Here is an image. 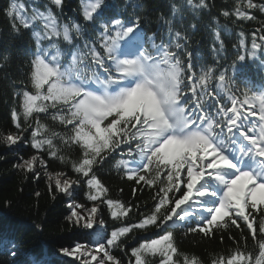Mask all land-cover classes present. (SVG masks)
I'll return each instance as SVG.
<instances>
[{
    "label": "snow or ice",
    "instance_id": "6c2138e0",
    "mask_svg": "<svg viewBox=\"0 0 264 264\" xmlns=\"http://www.w3.org/2000/svg\"><path fill=\"white\" fill-rule=\"evenodd\" d=\"M186 3L193 9L209 7L206 0ZM43 7L29 10L21 0H10L4 10L12 33L30 34L35 52L28 85L16 94L19 111L11 113L17 132L4 136L3 143H22L23 133L32 128L30 146L39 153L63 162V149L78 150L79 159L71 165L77 178L48 173L39 155L15 167L39 179V163L49 192L54 185L55 191L71 197L73 185L85 184L92 206L69 203L65 219L89 232L104 228L96 201L107 205L113 221L132 211L108 198L95 174L110 156L128 180L156 189L155 203L138 223L114 227L108 235L95 231L94 247L76 242L59 248L58 254L71 258L69 264H123L112 250L124 251L122 245L134 229L152 227L163 234L131 248L134 264H202L195 255L179 252L168 230L171 222L203 236L234 226L243 247L234 241V250L211 264H264V86L241 88L234 79L250 61L264 66V26L257 29L261 35L252 34L250 50L240 40L243 52L228 67L218 71L206 66L197 73L192 53L180 51L187 36L165 20L171 38L161 37L157 44L155 34L144 32L139 4H130L132 14L119 18L106 14V0H81L80 16L92 30L88 38L81 23H61L55 9L62 12L64 0H48ZM252 10L264 14V3L234 0L233 10L221 14L250 22L256 19ZM172 11L175 15L179 9L173 5ZM215 39L222 50L218 30ZM42 118H50L62 131L49 129ZM117 152L118 160L112 155Z\"/></svg>",
    "mask_w": 264,
    "mask_h": 264
},
{
    "label": "trees",
    "instance_id": "16d2710c",
    "mask_svg": "<svg viewBox=\"0 0 264 264\" xmlns=\"http://www.w3.org/2000/svg\"><path fill=\"white\" fill-rule=\"evenodd\" d=\"M40 10H44L48 0H34ZM10 0H0V264H31L25 262L19 256H28L35 261L47 249L51 254L58 255V249L74 245L76 242L85 243L82 236L83 228L69 224L65 217L70 214L67 209L70 196L54 190L49 192L45 168L37 163L39 179L33 173H26L15 165L22 159H29L32 155H39L45 161L48 173L64 172L68 178L75 180L77 174L72 171V162L79 159L78 150L63 149L60 153L65 157L61 162L52 159L46 153H39L30 146L31 137L29 128L23 133L26 139L22 143L6 146L3 137L11 133L16 134L17 129L11 121L13 109L19 111V96L16 94L28 85V68L31 60L33 43L30 34L23 33L16 36L11 31V22L5 17L4 10ZM26 3V0H21ZM108 16L115 15L124 18L132 14L130 4L141 5L139 14L142 19L147 36L156 35V43L161 42V37L167 41L171 37L168 33V25L165 20H170L173 31H179L187 36L181 53L191 52L195 71L199 73L201 67L213 66L218 71L228 67L235 59L237 52H243L239 47L240 40L244 39L248 49L251 48L253 33L258 37V28L264 26V14L252 10L255 15L253 21L235 22V18H225L221 13L225 10H233L234 0H206L209 5L206 9H193L187 5L186 0H106ZM256 3H264V0H254ZM29 5V10L33 6ZM173 5L179 11L173 15ZM35 6V7H36ZM81 0H64L63 11L55 9L61 23L75 21L84 27V38L91 34V28L84 26L80 16ZM192 25H196L195 28ZM156 27V29H155ZM221 33L224 48L221 50L219 42L215 39V32ZM244 36L241 37L240 33ZM150 34V35H149ZM260 43L259 40H257ZM217 51H213V49ZM182 59H186L182 55ZM219 60V65H217ZM254 63L249 62L243 70L252 72ZM245 79H253L246 75ZM43 117V114H41ZM41 123L49 129L57 132L61 127L50 118H42ZM35 126V125H33ZM47 135V134H46ZM63 148V146H61ZM97 178L108 190L107 197L124 203L132 208L127 218L117 222L110 217L106 204L96 201L100 211L97 213L99 220L104 221V227L111 233L114 227L126 226L138 223L141 213L147 214L155 201V188H148L141 182L136 184L128 180L121 171L116 169L115 161L109 157L98 169H94ZM73 190V201L85 204L89 207L93 202L87 200L88 189L83 183L76 184ZM135 189V193L133 192ZM40 195L37 196L36 193ZM39 226V227H37ZM194 226V225H193ZM173 232L174 242L180 253L189 256L195 255L202 264H211V260L219 255L227 256L236 245L234 241L243 240L239 229L232 226L226 231H215L214 235L203 236L200 233H188L186 227L171 226L168 229ZM163 233L155 228L147 230L134 229L128 234L122 247L124 251L113 249L112 251L123 264H134L131 257V248L150 239L159 238ZM247 234V233H245ZM231 237V239H230ZM248 250L253 249L251 238L247 241ZM17 255L13 257L11 252ZM35 264V263H34ZM54 264H69L67 261L54 262Z\"/></svg>",
    "mask_w": 264,
    "mask_h": 264
},
{
    "label": "rangeland",
    "instance_id": "374dc122",
    "mask_svg": "<svg viewBox=\"0 0 264 264\" xmlns=\"http://www.w3.org/2000/svg\"><path fill=\"white\" fill-rule=\"evenodd\" d=\"M75 185H73V190L75 189ZM69 203H75L74 201H73V198H72V196L71 197H69L68 198V204ZM67 204V205H68ZM67 208H68V206H67ZM70 211V210H69ZM98 218V217H97ZM99 220V219H98ZM84 231L82 232L81 231V233H82V236L87 240L85 243H89L90 242V244H89V246L90 247H94L95 246V244H96V241H95V237H94V232L95 231H97L98 230V228H96L95 230H93L92 232H89L88 230H85V229H83ZM99 231H104L105 233H108V231L105 229V227L103 228V229H101V228H99ZM56 257H57V261L56 262H59L60 261V259H62V260H64V261H67V262H70V260H71V258H65V257H63V256H60L59 254L58 255H55ZM55 257V258H56ZM48 264H51V262H49Z\"/></svg>",
    "mask_w": 264,
    "mask_h": 264
},
{
    "label": "bare ground",
    "instance_id": "6f19581e",
    "mask_svg": "<svg viewBox=\"0 0 264 264\" xmlns=\"http://www.w3.org/2000/svg\"><path fill=\"white\" fill-rule=\"evenodd\" d=\"M156 29V27H155ZM68 210H70L69 208H67ZM99 231V227L98 230ZM107 235V233H105ZM21 259H23V261L25 262H30L31 264L37 263V264H48L49 262H51V264H54V262H56L57 257L53 255V253L51 254V251H47V249H44L42 251V255H40V257L35 261L34 259H30L28 258V256L25 257L24 256H19ZM56 257V258H55Z\"/></svg>",
    "mask_w": 264,
    "mask_h": 264
}]
</instances>
